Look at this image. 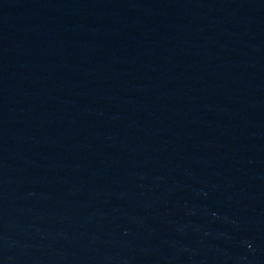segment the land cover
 I'll return each instance as SVG.
<instances>
[{
  "label": "water",
  "instance_id": "water-1",
  "mask_svg": "<svg viewBox=\"0 0 264 264\" xmlns=\"http://www.w3.org/2000/svg\"><path fill=\"white\" fill-rule=\"evenodd\" d=\"M0 264H264V0H0Z\"/></svg>",
  "mask_w": 264,
  "mask_h": 264
}]
</instances>
